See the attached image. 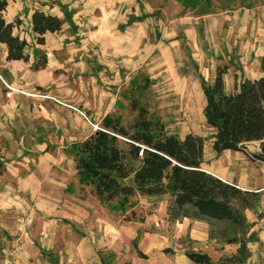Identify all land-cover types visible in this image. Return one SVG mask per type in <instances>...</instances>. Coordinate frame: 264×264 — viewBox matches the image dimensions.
<instances>
[{"label": "rangeland", "instance_id": "obj_1", "mask_svg": "<svg viewBox=\"0 0 264 264\" xmlns=\"http://www.w3.org/2000/svg\"><path fill=\"white\" fill-rule=\"evenodd\" d=\"M96 2L78 3L70 14L67 4H59L65 26L50 37L47 69L24 68L17 76L0 69L6 166L0 176V264H103L102 254L111 264H194L186 251L207 253L214 262L236 254L238 245L176 238L166 219L168 195L136 196L125 208L100 203L80 183L73 153L107 115L129 124L133 95L169 133L206 138L209 156L212 131L200 77L212 82L217 68L228 66L229 91L236 76L239 82L260 77L264 0H131L106 15ZM30 49L34 62L39 48L32 43ZM140 74L151 87L138 95L133 84ZM257 149L250 143L247 153L206 163L217 161L236 178L256 177L258 208L245 211L255 225L264 224V165L248 156ZM253 229L257 240L247 245L249 262L264 264V243ZM136 240L147 259L139 257Z\"/></svg>", "mask_w": 264, "mask_h": 264}, {"label": "trees", "instance_id": "obj_2", "mask_svg": "<svg viewBox=\"0 0 264 264\" xmlns=\"http://www.w3.org/2000/svg\"><path fill=\"white\" fill-rule=\"evenodd\" d=\"M8 6V0H0V45L7 48V61L30 63L31 55L27 52L30 44L15 34L22 21L7 22L3 16ZM63 25L64 21L58 16L35 11L32 16L35 42L44 46L45 36L59 33ZM48 64V52L36 50L31 68L41 71ZM228 70V66L217 68L212 82L200 77L206 100L204 118L212 131V148L220 156L225 151L247 153V144L259 143L260 151L248 156L264 165V54L261 77L243 79L238 84L236 76L232 93L226 90ZM133 87L134 94L146 93L151 87L150 78L140 74ZM129 108L134 113L129 124L119 116L107 115L95 133L76 144L73 157L80 183L89 187L91 195L100 203H115L119 208L130 205L136 196L169 195L172 198L168 207L171 223L185 218L206 222L210 240L239 246L236 254L218 262L207 253L186 251L191 262L251 264L247 245L257 238L255 232H251L255 223L247 220L245 211L257 210L260 194L243 190L203 169L206 138L191 133L180 139L169 133L166 125L133 95L129 98ZM5 171L0 154V176ZM134 247L140 258L147 259L138 249L137 240ZM101 258L103 264H111L103 254Z\"/></svg>", "mask_w": 264, "mask_h": 264}, {"label": "crops", "instance_id": "obj_3", "mask_svg": "<svg viewBox=\"0 0 264 264\" xmlns=\"http://www.w3.org/2000/svg\"><path fill=\"white\" fill-rule=\"evenodd\" d=\"M8 1H9V6H8L7 10L3 13V16L7 22H14L16 19H20L22 21L21 26L19 28L15 29V34L20 35L21 38H25L28 41L30 46H29L27 52L30 53V50H31L30 48L32 46V43H34L37 46V48L46 50L48 52V56H49V47L48 46H49L50 37H51V39H55L54 36L58 35V33H55V34L48 33L45 36L46 44L44 46H39L35 42V35L32 31V16H33V14L35 13V11L39 10V11H43V12L50 14V15L58 16L59 18H61L64 21V19H63L64 18V12L59 5L60 3L68 5V7L65 9H66L67 13L70 14V13H72V10L75 9V6L78 3H84L86 0H15V1L8 0ZM129 2H131V0H97L96 5H97V7L102 9L104 14L106 15V13H108L109 9L111 10L113 8V11L115 12V10H117V8H119V6L124 7V5L128 4ZM77 18H78L77 15H74L73 19H77ZM108 21L110 22V19ZM64 26H65V21H64L63 28L59 33H61L63 31ZM30 55H31V53H30ZM49 62H50V60H49ZM32 63H33L32 59H30V63H25L23 61H11V62L7 61V48L5 45H0V69L1 70L9 71V73L12 74L13 76L14 75L17 76L22 69H24V68L29 69L31 67ZM48 66H49V64H48ZM44 70H41V71H44ZM41 71H37V72H41ZM261 75H262V73H261ZM261 75H260V77H261ZM244 79H247V78H244ZM256 79H258V78H256ZM251 80H254V79H251ZM240 82L237 81L238 84ZM200 87H201V85H200ZM235 87H236V83H235ZM235 87H234L233 91H229L228 85L226 84V90L229 93L234 92ZM202 92H203V90H202ZM205 106H206V100H205ZM205 106H204V108H205ZM210 131H211V129H210ZM188 134H191V133H188ZM188 134H186L184 137H181L180 139H184ZM211 134H212V132H211ZM207 142H206L205 151H204L205 163L203 164V169L205 171H207L208 173L222 179L225 182L236 184L239 188H241L243 190L256 192L258 187L256 184H252V182H254V180H256V177L252 178L253 181L248 180V178H245L244 176L236 178L234 176H230L227 171L221 169L218 166L217 161H212L211 165L206 164L209 161V159H213L214 157L215 158L220 157L222 154H226V153L239 154V153H243V152L225 151L224 153H222L219 156L214 152V150L212 148L213 140L211 139V145L210 146H211L212 150L208 156L207 155V148H208ZM257 144H258V149H257V152H255V153H258L260 151V144L259 143H257ZM259 192L262 193L263 190H261ZM165 196H167V195H165ZM263 198H264V195H263ZM263 205H264V200L262 201V205H261L262 209H264ZM166 219H167V222L169 224L175 225L174 235L176 238H182V237L190 236L191 239H193L194 241H198L200 243H208L209 242V240H210L209 239V226L205 222L185 218L182 221H178L176 223H171L169 221L168 211L166 212ZM252 223H255V221H253ZM263 225H264L263 223H258V221H257L256 225L253 229V231L260 232L259 238H260L261 244L264 243V229H261V227ZM250 247H251L250 249H252L251 250L252 252L257 251V249H258L257 243L254 245H250ZM259 248H262V246H259ZM260 255H261V258H264V248H263V250L260 251Z\"/></svg>", "mask_w": 264, "mask_h": 264}]
</instances>
